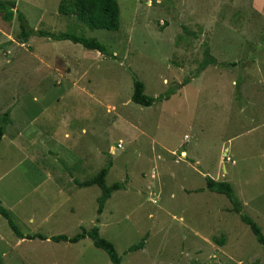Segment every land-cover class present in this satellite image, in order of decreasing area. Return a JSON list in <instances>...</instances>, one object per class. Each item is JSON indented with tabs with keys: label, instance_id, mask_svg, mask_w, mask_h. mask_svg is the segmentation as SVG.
<instances>
[{
	"label": "rangeland",
	"instance_id": "1",
	"mask_svg": "<svg viewBox=\"0 0 264 264\" xmlns=\"http://www.w3.org/2000/svg\"><path fill=\"white\" fill-rule=\"evenodd\" d=\"M2 1L15 16L0 12V199L19 230L74 237L98 226L121 264H264L231 201L206 185L232 183L264 233V0H117L118 31L61 15V0ZM19 12L28 29L96 38L116 58L71 41L21 43ZM206 48L220 65L195 76ZM134 79L170 98L135 104ZM109 160L107 184L125 186L99 216L100 187L75 181ZM0 264L112 263L90 238L20 240L0 214Z\"/></svg>",
	"mask_w": 264,
	"mask_h": 264
},
{
	"label": "trees",
	"instance_id": "2",
	"mask_svg": "<svg viewBox=\"0 0 264 264\" xmlns=\"http://www.w3.org/2000/svg\"><path fill=\"white\" fill-rule=\"evenodd\" d=\"M0 12L3 13V18L5 21H13L15 16L14 12L10 9L8 4L2 0H0ZM58 12L63 16H74L81 24L91 30L118 31L121 27V8L117 0H61L59 3ZM18 19L21 28V32L19 35V40L21 41V43L27 42L31 36L47 38L53 41H71L74 44L82 45L87 50L97 51L104 56L116 58L115 55L110 53L106 46H104L96 38L78 36L77 34L70 32L56 33L45 30L28 29L26 17L21 12L18 13ZM205 56L206 58L197 69V73L195 76L201 74L210 65H220V63L218 64V61L211 56L208 48H206ZM189 81L190 78L185 79L184 83L180 84V87L183 88L184 86H186V84H188ZM145 89L146 87L143 82L138 79H134L132 101L135 104L143 107H151L160 99L164 98L165 100H168L170 98V93L160 98L150 97L145 94ZM177 89L180 88L178 87ZM7 123H9V112H6L0 117V145L5 135V124ZM112 167L113 163L109 160L107 164L100 169L95 177L83 182L75 181L76 185L79 188H89L95 185L100 187L101 195L98 198L97 211L99 216L103 213L105 204L111 198L112 194L115 191L123 189L125 186V183L120 182H116L112 185L107 184L106 178ZM206 185L208 190L226 195L228 197V199L232 203L233 211L241 216L243 222L250 227L257 241L264 247V233L261 227L251 217L243 213V204L237 197L232 183L228 181H216L210 177H207ZM0 214L7 220L9 227L11 228V230H13V232L20 240L40 239L45 241L50 239L56 243L68 242L75 244L86 238H90L92 239L96 248L101 249L108 254L112 264L122 263V259L118 254L114 243L100 236L98 226H94L90 230L82 228L81 232L74 237H69L67 235H56L50 238L40 233H22L12 219L10 212L3 207L1 200ZM99 221L100 219H97V222ZM144 244V241H142L138 245L131 247L129 249V252L143 249Z\"/></svg>",
	"mask_w": 264,
	"mask_h": 264
},
{
	"label": "crops",
	"instance_id": "3",
	"mask_svg": "<svg viewBox=\"0 0 264 264\" xmlns=\"http://www.w3.org/2000/svg\"><path fill=\"white\" fill-rule=\"evenodd\" d=\"M217 181V180H216ZM1 200V199H0Z\"/></svg>",
	"mask_w": 264,
	"mask_h": 264
}]
</instances>
